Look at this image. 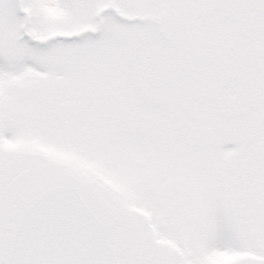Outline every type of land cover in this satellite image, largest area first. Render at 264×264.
Returning <instances> with one entry per match:
<instances>
[{
	"label": "snow or ice",
	"instance_id": "1",
	"mask_svg": "<svg viewBox=\"0 0 264 264\" xmlns=\"http://www.w3.org/2000/svg\"><path fill=\"white\" fill-rule=\"evenodd\" d=\"M0 264H264V0H0Z\"/></svg>",
	"mask_w": 264,
	"mask_h": 264
}]
</instances>
